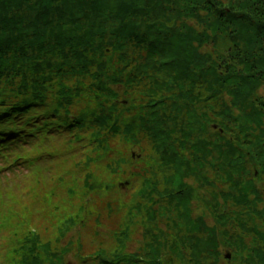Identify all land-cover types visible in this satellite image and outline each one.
<instances>
[{"label":"trees","instance_id":"obj_1","mask_svg":"<svg viewBox=\"0 0 264 264\" xmlns=\"http://www.w3.org/2000/svg\"><path fill=\"white\" fill-rule=\"evenodd\" d=\"M261 88L264 0H0V121L23 117L36 124L42 119L47 132L64 109L59 129L66 135L83 127V121L68 119L66 109L76 97L91 93L109 104L130 94L140 106L133 107L134 120L123 130L129 137L136 131L152 140L163 166L174 174L172 188L164 193L190 232L206 224L192 219L195 192L185 179L195 162L213 163L214 153L225 179L240 191L227 199L237 202L239 195L241 204L250 205L254 195L260 201L255 184L240 183L251 165L264 176ZM53 94L57 104L52 109L44 100ZM117 124H122L118 118L111 131L121 132ZM214 124L219 138L211 134L208 140ZM178 143L180 149L189 145L191 160L185 149L179 152ZM147 185L141 194L155 195L157 188ZM14 212L13 219L3 217L7 222L0 229L10 226L16 238L3 247L14 254L3 264H58L51 245L36 231H24V217ZM187 239L193 264L217 252L216 242ZM149 249L126 263L159 264L161 253L154 245Z\"/></svg>","mask_w":264,"mask_h":264},{"label":"rangeland","instance_id":"obj_2","mask_svg":"<svg viewBox=\"0 0 264 264\" xmlns=\"http://www.w3.org/2000/svg\"><path fill=\"white\" fill-rule=\"evenodd\" d=\"M259 92L264 94V89ZM56 97L57 94L49 95L44 101L49 106L55 105ZM124 98L128 105L133 100L132 97ZM74 100L72 111L84 118L86 128L69 139L64 136L53 138L49 147L42 149L56 159L52 157V165H45L48 169L40 168L42 172L38 178L31 176L28 179L24 191L25 194L29 192L28 196L24 200L11 201L10 206L2 208L1 215L12 217L18 210L17 218L22 215L26 221L28 230L24 231H36L41 241L49 243L51 251L57 254L58 264H63L59 257L62 258L71 242L73 245L64 259L66 264H101L103 259L113 261L124 247L126 254H142L154 239L162 240L169 247L162 252L161 264H180L177 259L180 257L172 256L170 249L173 242L190 233L182 232L186 224L177 219L175 205L170 204L168 192L164 193L172 188L173 172L163 166L145 136L140 135L142 141L137 147L120 134L100 130L102 120L97 118L104 110L92 94H83ZM111 104L103 103L106 108ZM118 104L114 105L121 110ZM114 115L111 113L110 116ZM211 129L212 133L210 131L206 138L209 140L212 134L218 139L219 128ZM99 133L101 136L97 140L95 136ZM78 138V142H73ZM176 148L180 149L179 143ZM183 148L185 158L191 160L189 145ZM217 154L210 157L213 163L210 160L203 165L195 162L193 168L197 172L191 171L185 180L189 189L195 192L191 201L192 219L197 223L203 220L207 225L205 229L202 226L200 238L203 243H208L213 233L216 234L218 250L214 257L204 254L201 264H264L256 254L257 250L264 252V238L261 237L264 236V176L251 165L252 171L248 170L240 183L242 186L249 181L255 184L260 201L257 202L254 195L249 196L250 205L241 204L239 195L236 198L239 202L231 201L226 196L240 191L235 190L233 181L225 179ZM248 160L252 161L251 157ZM236 179L237 182L240 180ZM148 182L157 188L153 196H149V192L147 196L141 194L142 190H149ZM9 189L8 193L0 192V202L6 203L7 195L18 190L16 187ZM25 208L27 211L23 210ZM14 241L16 238L12 233L0 237L2 248L15 244ZM4 248L0 251V264L14 256L13 248L9 247L6 253ZM229 256L231 258L227 259ZM185 257L193 263L189 251ZM180 259L186 264L183 257Z\"/></svg>","mask_w":264,"mask_h":264}]
</instances>
